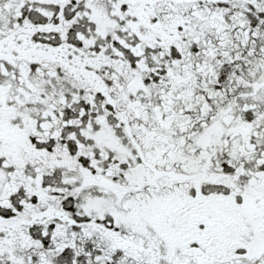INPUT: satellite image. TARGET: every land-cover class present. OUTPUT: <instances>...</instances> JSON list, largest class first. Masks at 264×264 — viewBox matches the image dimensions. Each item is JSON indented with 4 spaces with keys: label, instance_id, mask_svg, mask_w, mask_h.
<instances>
[{
    "label": "snow or ice",
    "instance_id": "6c2138e0",
    "mask_svg": "<svg viewBox=\"0 0 264 264\" xmlns=\"http://www.w3.org/2000/svg\"><path fill=\"white\" fill-rule=\"evenodd\" d=\"M0 264H264V0H0Z\"/></svg>",
    "mask_w": 264,
    "mask_h": 264
}]
</instances>
